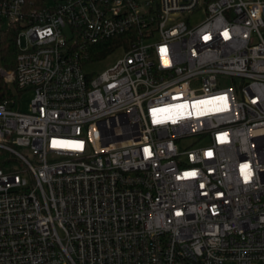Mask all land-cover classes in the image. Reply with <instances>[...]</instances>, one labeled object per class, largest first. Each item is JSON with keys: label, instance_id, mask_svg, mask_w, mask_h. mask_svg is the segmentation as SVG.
<instances>
[{"label": "built area", "instance_id": "obj_1", "mask_svg": "<svg viewBox=\"0 0 264 264\" xmlns=\"http://www.w3.org/2000/svg\"><path fill=\"white\" fill-rule=\"evenodd\" d=\"M8 28L0 264H264V0H0Z\"/></svg>", "mask_w": 264, "mask_h": 264}, {"label": "rangeland", "instance_id": "obj_2", "mask_svg": "<svg viewBox=\"0 0 264 264\" xmlns=\"http://www.w3.org/2000/svg\"><path fill=\"white\" fill-rule=\"evenodd\" d=\"M200 19H202L201 15L193 16L190 19V22L193 23ZM20 44L22 48H25L26 41L24 37L20 38ZM121 55H122V52H116L100 62H96L91 65L85 66L83 70L86 74H89V75L101 74L102 72L110 68L112 65H114L115 62L121 57ZM233 85L234 84H232L231 81H227L222 84V88L231 87ZM33 97H34V93L30 90L25 91L22 94H20V96L16 98L17 99L16 107L18 108V110L21 112L27 113L30 109V104H31ZM189 144L190 142H186L183 146H188ZM23 153L26 155V157L29 160L32 159V155L30 151L26 150Z\"/></svg>", "mask_w": 264, "mask_h": 264}, {"label": "trees", "instance_id": "obj_3", "mask_svg": "<svg viewBox=\"0 0 264 264\" xmlns=\"http://www.w3.org/2000/svg\"><path fill=\"white\" fill-rule=\"evenodd\" d=\"M15 37L16 33L12 29H5L0 31V68H4L6 70H11L14 66V59L16 55V45H15ZM99 51L97 54L90 56L92 61L100 60L104 58L107 54L112 51V44H103L100 45ZM3 80L0 76V94L3 90ZM1 159L7 156H0ZM3 169L4 166L0 165Z\"/></svg>", "mask_w": 264, "mask_h": 264}, {"label": "snow or ice", "instance_id": "obj_4", "mask_svg": "<svg viewBox=\"0 0 264 264\" xmlns=\"http://www.w3.org/2000/svg\"><path fill=\"white\" fill-rule=\"evenodd\" d=\"M225 35L227 36V33H225ZM146 152H147V149H146Z\"/></svg>", "mask_w": 264, "mask_h": 264}]
</instances>
